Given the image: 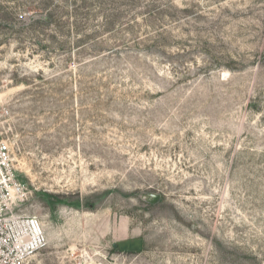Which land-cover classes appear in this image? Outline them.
<instances>
[{
  "label": "rangeland",
  "instance_id": "obj_1",
  "mask_svg": "<svg viewBox=\"0 0 264 264\" xmlns=\"http://www.w3.org/2000/svg\"><path fill=\"white\" fill-rule=\"evenodd\" d=\"M0 130L27 264H264V0H0Z\"/></svg>",
  "mask_w": 264,
  "mask_h": 264
},
{
  "label": "built area",
  "instance_id": "obj_2",
  "mask_svg": "<svg viewBox=\"0 0 264 264\" xmlns=\"http://www.w3.org/2000/svg\"><path fill=\"white\" fill-rule=\"evenodd\" d=\"M27 194L16 178L9 140L0 130V264H27L48 246L41 220L17 209Z\"/></svg>",
  "mask_w": 264,
  "mask_h": 264
},
{
  "label": "water",
  "instance_id": "obj_3",
  "mask_svg": "<svg viewBox=\"0 0 264 264\" xmlns=\"http://www.w3.org/2000/svg\"><path fill=\"white\" fill-rule=\"evenodd\" d=\"M115 247H117V246H115Z\"/></svg>",
  "mask_w": 264,
  "mask_h": 264
}]
</instances>
